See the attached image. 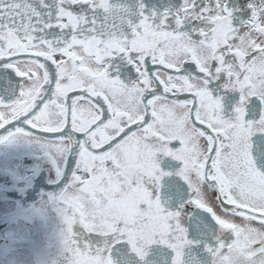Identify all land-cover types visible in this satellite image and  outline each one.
<instances>
[{
    "label": "snow or ice",
    "instance_id": "6c2138e0",
    "mask_svg": "<svg viewBox=\"0 0 264 264\" xmlns=\"http://www.w3.org/2000/svg\"><path fill=\"white\" fill-rule=\"evenodd\" d=\"M0 132L67 264H264V0H0Z\"/></svg>",
    "mask_w": 264,
    "mask_h": 264
},
{
    "label": "flooded vegetation",
    "instance_id": "af4514ba",
    "mask_svg": "<svg viewBox=\"0 0 264 264\" xmlns=\"http://www.w3.org/2000/svg\"><path fill=\"white\" fill-rule=\"evenodd\" d=\"M9 132H0V264H64L55 169L39 144Z\"/></svg>",
    "mask_w": 264,
    "mask_h": 264
},
{
    "label": "water",
    "instance_id": "95a60500",
    "mask_svg": "<svg viewBox=\"0 0 264 264\" xmlns=\"http://www.w3.org/2000/svg\"><path fill=\"white\" fill-rule=\"evenodd\" d=\"M64 264H67L66 259H64Z\"/></svg>",
    "mask_w": 264,
    "mask_h": 264
},
{
    "label": "rangeland",
    "instance_id": "374dc122",
    "mask_svg": "<svg viewBox=\"0 0 264 264\" xmlns=\"http://www.w3.org/2000/svg\"><path fill=\"white\" fill-rule=\"evenodd\" d=\"M65 255V254H64Z\"/></svg>",
    "mask_w": 264,
    "mask_h": 264
}]
</instances>
